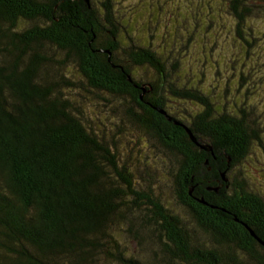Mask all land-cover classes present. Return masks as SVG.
Returning <instances> with one entry per match:
<instances>
[{"label":"trees","instance_id":"1","mask_svg":"<svg viewBox=\"0 0 264 264\" xmlns=\"http://www.w3.org/2000/svg\"><path fill=\"white\" fill-rule=\"evenodd\" d=\"M201 2L195 22L176 15L168 36L147 28L146 39L132 30L136 5L124 19L115 0H0V264H264V198L231 174L256 145L264 151V61L252 56L264 0ZM179 35L187 44L170 38ZM196 37L230 70L226 89L175 76L185 64L170 53ZM215 58L202 56L209 71ZM82 90L119 103L116 132L88 126L85 98L66 94ZM168 97L201 110L177 117ZM127 126L174 157L175 206L156 192L153 159L139 164L141 179L133 171L132 150L120 148Z\"/></svg>","mask_w":264,"mask_h":264},{"label":"rangeland","instance_id":"2","mask_svg":"<svg viewBox=\"0 0 264 264\" xmlns=\"http://www.w3.org/2000/svg\"><path fill=\"white\" fill-rule=\"evenodd\" d=\"M168 3H169L168 5L165 2L164 4H162L159 0H115V5H113V7H114V12L118 14L123 13L125 19L126 17H128L127 15L128 11H130V9L136 5L138 9L135 15L138 14L140 20H137L135 22L136 28L133 27L132 30L136 29V31H138V33L140 34L145 33L144 34L145 38L147 35V28H149L150 30V35L153 34L154 37L157 36L161 37V35L168 36L171 29L168 30V27H165V24H167L172 18L174 17L176 18V15H181V16L185 15L187 16V18H189L188 17L190 16L189 14H192V12L196 10L204 11L203 6L201 5L203 2H201V0H170V1L168 0ZM95 5L97 6L98 9L102 7L101 3H98L97 1ZM220 14H222L223 17H227V13L223 14V11H221ZM151 15L154 16L150 17ZM204 17L205 15L202 16V20L205 19ZM189 22L191 23L195 22L191 18V16ZM26 25L27 24L24 22L21 23V26L26 27ZM193 27L194 26L191 25L188 28L191 30ZM199 27L202 28L201 26ZM126 30L129 32L130 25H128ZM170 38H173V40L177 42L178 46L187 44V39L181 37V35H179L178 37H170ZM203 39L204 37L193 38L188 43V47L186 50H182L180 53L179 52L170 53L171 56L174 55V57H178V60H180V68L181 65L185 64L183 68L175 71L174 74L177 77V79L180 80L181 84H186V86L188 87L194 86L200 90L209 89V88H211L212 90L214 89L217 90L220 87H222V90L223 88L226 89L227 85L224 84L227 82H233L235 81V79L231 78L233 80L232 81L229 78L228 80L227 77H228V72H230V70L228 68L226 69V65H224V62L219 52L217 54H214L213 52L210 53V46H204V47L201 46V42L203 41ZM221 39H223V36ZM259 39H260L258 42L259 45L256 46V48L253 50L252 56L257 57L258 60L262 59L264 61V32L259 33ZM151 42L153 45L157 43V41H153V40H151ZM209 42H211V39L207 43L205 42V44H208ZM154 47L161 48L159 51H162V46H154ZM201 48H203L202 51L203 53H201L200 50ZM211 54L216 57L215 59H217V64L213 68L212 67L213 64L211 63L210 64L211 71H209L207 65L210 62L207 63L208 62L207 59H205V62H203L202 56L207 58V57H211ZM188 55L190 56V58L189 61H186L185 58ZM224 56L229 57V55L226 52ZM262 64H263L262 66L263 70L258 69L259 71L258 74L261 76L264 75L263 72L264 62ZM217 70L221 72L218 75L216 73ZM65 71L67 72V69ZM134 71L136 75H138L136 76V78L138 80L145 81L146 83L153 80L155 76L151 68H135ZM205 73L207 74V77ZM66 74L70 75V73H66ZM70 76L76 78V76L73 75ZM222 76H225V78ZM182 78H184V80ZM251 79H254V81L252 80L250 82L249 87L252 90H254V93H256V91L259 90L258 83H260V80L254 77H251ZM66 94L71 96V98L74 99L75 101H78L79 99L78 97L81 96L85 98V100L83 99V103L80 104L79 106L80 108L79 112L81 115L82 113L84 114V120L87 121L86 123L88 124V126L93 127L92 119H97L98 122L95 123L94 126L95 128L96 127L104 128L106 133H112V131L116 132V129L114 128V124H117V122L119 123L120 115L118 113L120 112L118 111L117 113H114V110L112 109L114 108L116 109L117 107L115 106L119 107L118 102H115L116 104L114 102H113L114 104L113 103L109 104L106 101L100 102L99 100L95 99L96 96H94V94H88L84 90H82L81 92L78 91L75 94H73V92H67ZM168 98H169L167 100L168 106L171 112L174 113L177 117L186 118L187 116L193 115L201 110L200 106L193 101L183 100V99L176 100L170 97ZM216 103H217L216 104L217 108L223 105V101L221 100L216 101ZM97 104L100 105L101 111L97 110L96 108ZM258 120L262 121V117L259 116ZM130 128L131 127L128 126L126 129L124 128L123 135L125 138L122 137L123 141L121 142V144H123V147L120 146V148H122L125 154L128 153L126 150H130V149L132 150L133 153L130 156L129 164L133 168V171L137 175L138 179H141L142 175L146 171L145 169H143L144 165L139 166V164H141V161L143 159H145V162L147 160L153 159V161L151 160V164L156 163L160 171V172L157 171L158 178L160 180L156 179L154 185V187L156 188V192L159 193L161 189L162 190L161 197L166 203H169L167 205H169L170 208L175 206L176 202L174 199L172 175L167 170V167L172 166L170 164V161L171 163L176 164L174 157L173 156L170 157L169 156L170 152L162 150L156 144H155L156 147L154 146V144L152 145L153 143L152 140L146 138L136 128L135 129L134 128L130 129ZM262 136L264 140V131L262 133ZM175 167L173 169H175ZM231 174L232 177L235 176V178L238 177L240 181L247 182L248 188H250L252 192L264 198V151L259 147V145L258 146L256 145L253 151H250V153L243 160V162L241 164H238V166L235 167V169Z\"/></svg>","mask_w":264,"mask_h":264},{"label":"water","instance_id":"3","mask_svg":"<svg viewBox=\"0 0 264 264\" xmlns=\"http://www.w3.org/2000/svg\"><path fill=\"white\" fill-rule=\"evenodd\" d=\"M86 1H88V0H86ZM161 113L166 115V113H165L164 111H162V110H161ZM169 120H172V119L169 118ZM176 124H179V123L176 122ZM183 127H184V128L190 133V131L187 129V127H185V126H183ZM193 140H195V139L193 138ZM205 148H206V147H205ZM252 234H253V233H252Z\"/></svg>","mask_w":264,"mask_h":264}]
</instances>
